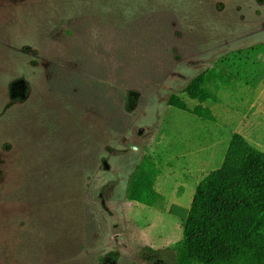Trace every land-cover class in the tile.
I'll list each match as a JSON object with an SVG mask.
<instances>
[{
	"label": "rangeland",
	"instance_id": "374dc122",
	"mask_svg": "<svg viewBox=\"0 0 264 264\" xmlns=\"http://www.w3.org/2000/svg\"><path fill=\"white\" fill-rule=\"evenodd\" d=\"M209 67L217 123L168 106ZM235 133L264 151V0H0V264H151ZM146 153L152 208L127 200Z\"/></svg>",
	"mask_w": 264,
	"mask_h": 264
},
{
	"label": "trees",
	"instance_id": "16d2710c",
	"mask_svg": "<svg viewBox=\"0 0 264 264\" xmlns=\"http://www.w3.org/2000/svg\"><path fill=\"white\" fill-rule=\"evenodd\" d=\"M219 76L209 67L182 91L198 101V107L191 109L180 94H172L168 106L217 123L212 110L203 104L217 101L208 86ZM88 95L91 99L94 93ZM120 95L125 111L130 112L138 94L130 90ZM99 149L98 144L93 149L96 167V158H101ZM157 174L156 162L146 153L129 180L128 202L156 207ZM140 251L142 259L151 264H264V151L235 133L222 166L206 173L197 186L182 240L158 250L143 244ZM118 258L116 252H111L101 259V264L116 263Z\"/></svg>",
	"mask_w": 264,
	"mask_h": 264
}]
</instances>
